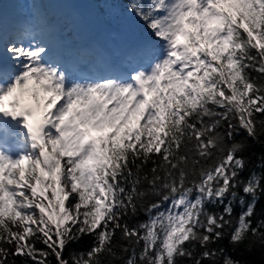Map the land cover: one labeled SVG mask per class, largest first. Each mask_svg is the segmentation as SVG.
Listing matches in <instances>:
<instances>
[{
  "label": "snow or ice",
  "instance_id": "6c2138e0",
  "mask_svg": "<svg viewBox=\"0 0 264 264\" xmlns=\"http://www.w3.org/2000/svg\"><path fill=\"white\" fill-rule=\"evenodd\" d=\"M125 12L142 39L99 77L56 57L43 17L0 37V264H241L221 241L264 247V156L248 170L237 139L264 137V0Z\"/></svg>",
  "mask_w": 264,
  "mask_h": 264
},
{
  "label": "trees",
  "instance_id": "16d2710c",
  "mask_svg": "<svg viewBox=\"0 0 264 264\" xmlns=\"http://www.w3.org/2000/svg\"><path fill=\"white\" fill-rule=\"evenodd\" d=\"M33 2L35 0H32ZM42 5H44L45 0H39ZM93 4L94 9L97 13L100 14L102 20L108 26L112 32L113 38L118 42L121 37L124 29L128 27H135L137 33H141L140 29L137 25L130 23L129 18L126 15L125 9L132 0H90ZM44 11L41 13V16L48 21L51 14L43 7ZM67 23H65L66 25ZM255 75V73L253 74ZM238 140H244L247 144V149L243 153L247 162H248V170H251L253 167L259 165L261 163L260 158L264 156V137H261L259 141L252 140L250 138H246L244 134H241L240 137H237ZM259 171V168H257ZM244 176L248 175V171L243 173ZM260 208H264V196H261L259 204L257 205V210L259 212ZM240 208H236V212L238 213ZM146 217L141 215L139 217L140 220L145 219ZM134 221H130L132 223ZM253 226L257 223V218L253 217ZM91 244L90 237H84V239L78 243L71 245L64 253L67 257L73 251L79 252L87 249ZM221 245L225 246L228 249L229 254L233 259L238 260L241 264H264V247L261 246L259 242H257L254 246L251 247L250 250L246 249L245 245H240L236 247L235 250L228 245V241H221ZM40 247V245H38ZM211 247H217V245H212ZM53 264L55 261L53 260ZM181 264H187L186 261H182ZM207 264V262H205Z\"/></svg>",
  "mask_w": 264,
  "mask_h": 264
},
{
  "label": "rangeland",
  "instance_id": "374dc122",
  "mask_svg": "<svg viewBox=\"0 0 264 264\" xmlns=\"http://www.w3.org/2000/svg\"><path fill=\"white\" fill-rule=\"evenodd\" d=\"M46 1L49 3L53 0H46ZM54 1L59 2L60 0H54ZM85 3L87 4L88 7H90V9H94L93 4L91 3L90 0H85ZM0 8L4 11H7L9 15L13 16V19H15L17 16H20L25 21L38 17V14L41 13V11H42V9H40L38 7L37 1L33 2L32 0H0ZM92 12L94 13V18H95L97 25H99V27L104 31L108 40L111 42L112 49L114 51L118 50L119 53L122 49H124V51H126L125 56H126V58H128L129 53L141 41L142 34L137 33L135 27H128V28L124 29L121 39L117 42L113 38V35H112L110 28L108 26H106V24L102 20L100 14L97 13L96 10L95 11L92 10ZM65 14H67V10L63 11V15H65ZM77 16L78 15H75L76 18H77ZM66 22H67V26H68L67 27L68 28L67 33L71 36L73 34V30H74L73 27L76 25L77 20L76 19L71 20V19L67 18ZM48 25H49V23H47L44 26V30L42 32V38L47 39L50 43L51 38H50L49 32L45 29V28H47ZM110 55H112L114 59H117V57L113 53L110 52ZM118 55H120V54H118ZM73 56H75V55L73 54ZM94 62L96 65L100 64L99 66H101L103 64V60H101L100 58H96L94 60ZM109 68L112 70L113 67L109 66ZM107 70H108L107 67H102V69L100 71L104 72Z\"/></svg>",
  "mask_w": 264,
  "mask_h": 264
},
{
  "label": "bare ground",
  "instance_id": "6f19581e",
  "mask_svg": "<svg viewBox=\"0 0 264 264\" xmlns=\"http://www.w3.org/2000/svg\"><path fill=\"white\" fill-rule=\"evenodd\" d=\"M60 7H65L66 4L64 0H60L57 2ZM76 3H78V12L81 10H88L87 4L85 3V0H77ZM24 19L20 16H17L15 19H13V16L9 15L8 12L5 15V18L0 19V33L3 29H5L7 32L5 36L3 37H9L10 33L12 32L13 28L22 25L24 23ZM108 62V59H106ZM114 70H118L116 66H114Z\"/></svg>",
  "mask_w": 264,
  "mask_h": 264
}]
</instances>
